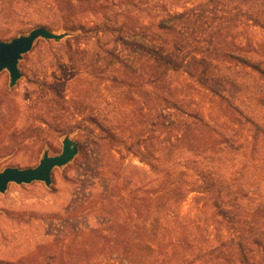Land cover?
I'll list each match as a JSON object with an SVG mask.
<instances>
[{"label":"rangeland","instance_id":"1","mask_svg":"<svg viewBox=\"0 0 264 264\" xmlns=\"http://www.w3.org/2000/svg\"><path fill=\"white\" fill-rule=\"evenodd\" d=\"M204 3L0 0V41L37 27L66 34L35 43L13 88L0 72V172L33 168L44 152L59 155L65 137L78 145L74 159L53 170L50 186L10 184L0 194V264H227L215 249L228 235L213 208L216 195L197 190L193 168L216 159L209 167L248 194L241 211L264 210L263 135L255 140L254 128L185 75L135 84L123 58L98 71L105 51L122 50L116 40L126 27L152 31L150 12ZM233 8L217 9L218 19L186 47L252 86L243 107L264 127V105L253 106L264 97V77L227 57L245 55L264 69V31L237 17L228 28L220 19L224 11L235 15ZM72 26L80 29L65 30ZM78 34L84 39L76 44L70 39Z\"/></svg>","mask_w":264,"mask_h":264},{"label":"trees","instance_id":"2","mask_svg":"<svg viewBox=\"0 0 264 264\" xmlns=\"http://www.w3.org/2000/svg\"><path fill=\"white\" fill-rule=\"evenodd\" d=\"M92 1L70 0L73 7L77 3L84 4ZM228 4H233L232 10L235 15L224 11L225 17L220 19L228 28L232 27L239 19L238 21L250 22L251 25L264 31V0H205L204 5L196 6L198 8L185 9L183 12L167 11L162 14L150 12L148 15L150 19L154 22L157 19V29L135 31L126 27V36H120L116 40L122 50H116L117 46H115L111 50L105 51L101 56L103 60H107V63L98 70L99 73H104L110 66V62L119 61L123 58L122 67L126 69L128 78L134 80L135 84L141 83L143 85L164 81L178 73L185 75L227 103L239 119L244 120L245 123L255 129L254 139L259 140L258 134L260 133L263 135L261 139L264 141V127H262L261 121L255 120L257 114L247 106L243 107L248 100L252 99L253 95L250 94L252 86L242 79L240 82L230 79L219 64L205 58V56L195 57L186 47L190 39H196V34L206 33L207 25H211L218 19L216 10L222 9ZM208 7L211 9L207 10ZM77 29L80 28L72 26L65 30L74 32ZM120 31H124V29ZM164 32L174 35V40L162 34ZM83 39V35L78 34L70 40H74L78 44ZM47 43L52 42L48 41ZM78 49L79 54H84L85 49ZM227 57L238 61L237 63L244 67L250 68L253 73L264 77L261 62L253 63L247 56H237L232 52H227ZM93 66L94 63L89 65V67ZM223 66L226 65L223 64ZM225 68L226 70L230 69L229 66ZM133 73H140V76L133 77L131 76ZM72 76L75 77V75ZM67 78L71 79L70 76ZM256 103L264 105V97H257L253 106L257 107ZM250 105L252 106V104ZM41 121L38 122L41 123ZM56 125L58 126V124ZM212 160L208 161L207 164H196L193 169H195L197 182L200 183L197 190L216 195L213 208L220 219L219 223L228 233L227 237L215 249L223 252L227 264H264V210L260 209L258 212L249 214L242 212L240 204L248 197V194L237 189V184L229 182L219 170L209 167ZM255 251L259 253L255 254ZM261 254L263 256L260 262L259 255ZM256 259L259 262H256Z\"/></svg>","mask_w":264,"mask_h":264},{"label":"water","instance_id":"3","mask_svg":"<svg viewBox=\"0 0 264 264\" xmlns=\"http://www.w3.org/2000/svg\"><path fill=\"white\" fill-rule=\"evenodd\" d=\"M65 35H58L47 28L37 27L27 35L13 38L10 41H0V72L6 71L8 73L9 87L13 88L21 78L18 64L23 56L32 51L38 40L60 42ZM77 153V143L65 137L59 155L49 156L47 152H44L38 165L33 168L4 169L0 172V194H3L10 184L29 185L40 182L46 187L50 186L53 170L67 166Z\"/></svg>","mask_w":264,"mask_h":264}]
</instances>
